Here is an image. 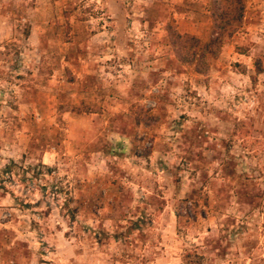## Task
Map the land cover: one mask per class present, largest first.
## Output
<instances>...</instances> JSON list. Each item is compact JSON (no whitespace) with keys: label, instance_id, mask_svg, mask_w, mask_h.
Wrapping results in <instances>:
<instances>
[{"label":"rangeland","instance_id":"374dc122","mask_svg":"<svg viewBox=\"0 0 264 264\" xmlns=\"http://www.w3.org/2000/svg\"><path fill=\"white\" fill-rule=\"evenodd\" d=\"M221 2L0 0V264H264V0L170 43Z\"/></svg>","mask_w":264,"mask_h":264},{"label":"trees","instance_id":"16d2710c","mask_svg":"<svg viewBox=\"0 0 264 264\" xmlns=\"http://www.w3.org/2000/svg\"><path fill=\"white\" fill-rule=\"evenodd\" d=\"M244 0H222L214 11L213 26L209 39L200 43L195 37L170 34V43L175 57L181 63L198 66L197 72L205 74L209 69V61L215 59L222 48L224 39L230 38L241 28ZM258 73L261 72L257 69Z\"/></svg>","mask_w":264,"mask_h":264}]
</instances>
